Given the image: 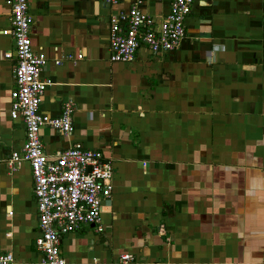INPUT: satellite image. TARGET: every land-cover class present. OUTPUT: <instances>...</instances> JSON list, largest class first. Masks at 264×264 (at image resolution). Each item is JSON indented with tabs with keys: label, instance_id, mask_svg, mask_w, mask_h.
Wrapping results in <instances>:
<instances>
[{
	"label": "crops",
	"instance_id": "obj_1",
	"mask_svg": "<svg viewBox=\"0 0 264 264\" xmlns=\"http://www.w3.org/2000/svg\"><path fill=\"white\" fill-rule=\"evenodd\" d=\"M134 2L156 24L170 8L28 0L31 48L46 58L39 112L72 103L69 135L40 127L44 151L80 144L113 169L102 229L62 234L60 254L66 264H264V0H193L175 49L141 46L111 61L110 17ZM7 51L10 0H0V255L43 264L30 165L4 162L25 140L22 118L9 114L16 59Z\"/></svg>",
	"mask_w": 264,
	"mask_h": 264
},
{
	"label": "built area",
	"instance_id": "obj_2",
	"mask_svg": "<svg viewBox=\"0 0 264 264\" xmlns=\"http://www.w3.org/2000/svg\"><path fill=\"white\" fill-rule=\"evenodd\" d=\"M192 1L170 0L169 11L157 24L152 16L141 11L137 2L125 11L112 14L108 36L109 59L131 60L141 46L152 53L175 49L185 36L184 20ZM10 19L14 52L7 51L4 56L14 55L16 64L9 114L12 118H22L25 140L20 151H13L4 162L16 169L22 161H28L38 213L39 235L35 245L43 253L41 263L66 264L59 250L62 234L83 224L102 229V202L111 196L113 188L112 164L100 151L85 149L80 144H73L52 155L44 151L40 127L47 125L62 135H69L73 131L72 103L64 102L57 116L39 112L41 97L48 84V80L41 77L46 58L31 48L32 16L28 11V0H10ZM60 62L61 59L55 60L56 64ZM133 259L129 253L120 255L123 262ZM9 263L20 264L13 263L11 253L0 255V264Z\"/></svg>",
	"mask_w": 264,
	"mask_h": 264
}]
</instances>
